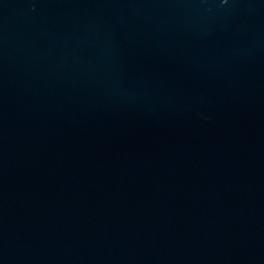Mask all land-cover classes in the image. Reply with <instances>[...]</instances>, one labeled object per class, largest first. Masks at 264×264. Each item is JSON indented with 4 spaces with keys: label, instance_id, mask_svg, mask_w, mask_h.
Returning <instances> with one entry per match:
<instances>
[{
    "label": "water",
    "instance_id": "1",
    "mask_svg": "<svg viewBox=\"0 0 264 264\" xmlns=\"http://www.w3.org/2000/svg\"><path fill=\"white\" fill-rule=\"evenodd\" d=\"M0 264H264V0H0Z\"/></svg>",
    "mask_w": 264,
    "mask_h": 264
}]
</instances>
